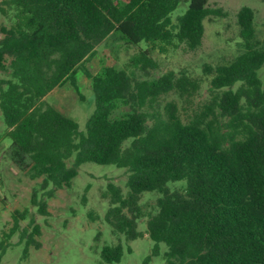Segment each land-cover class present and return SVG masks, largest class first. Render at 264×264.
Returning a JSON list of instances; mask_svg holds the SVG:
<instances>
[{"label": "trees", "instance_id": "16d2710c", "mask_svg": "<svg viewBox=\"0 0 264 264\" xmlns=\"http://www.w3.org/2000/svg\"><path fill=\"white\" fill-rule=\"evenodd\" d=\"M2 2L14 11L12 25L0 27V71L8 75L0 78V113L12 162L31 179L41 177L42 189L51 185L47 197L70 186L84 162L124 168L126 192L109 181L101 196L109 203L105 221L127 241L141 236V194L157 191L156 210L146 221L153 246L142 264L160 243L164 264H264V37L256 36L254 10L238 9L242 51L226 63L203 65L208 96L183 113L175 99L161 105L160 98L174 94L188 102L201 78L167 70L140 79L136 71L156 67V45L161 51L181 43L188 50L200 46L204 20L225 15L221 7L189 0L173 18L181 0ZM109 39L138 49L121 68L104 65L92 74L87 62ZM78 71L91 80L94 105L84 131L44 99L67 82L81 97ZM121 105L126 109L115 116ZM177 181L183 189L171 190L168 184ZM31 202L48 214L36 190ZM19 214L12 213L13 225L0 239V258ZM39 234L38 223L22 233L23 257L29 245L40 246ZM122 254L121 243L105 244L101 264Z\"/></svg>", "mask_w": 264, "mask_h": 264}, {"label": "rangeland", "instance_id": "374dc122", "mask_svg": "<svg viewBox=\"0 0 264 264\" xmlns=\"http://www.w3.org/2000/svg\"><path fill=\"white\" fill-rule=\"evenodd\" d=\"M2 1L0 0V27L8 28L13 23L14 11ZM188 1L181 0L172 12L173 18L186 10ZM208 4L221 7L226 14L204 20V34L200 46L188 50L181 43L178 46H167L165 51H161L156 45L151 50L156 67L149 68L147 73L136 71V77L140 79L157 77L167 70L185 72L201 78V87L190 101L183 102L174 94H168L160 98L161 105L167 100L175 99L181 112H190L206 100L209 77L203 75V65L226 63L242 51V39L236 18L241 6L246 5L254 10L256 36L258 39L264 37V0H208ZM2 36L0 32V38ZM140 46L145 47L146 44L141 42ZM137 49V46H127L119 40L103 41L96 46L95 54L87 62V67L92 74L98 73L104 65L121 68ZM260 72L264 79V66ZM76 76L81 97L67 82L53 88L44 99L63 114L75 119L79 129L84 131L85 122L94 107L91 80L81 71ZM0 78H8L7 73L0 71ZM125 109L121 105L115 111V116ZM10 144L11 140L6 135V125L0 113V239L13 225L12 213H21L18 215V227L10 237L0 264H101L99 253L102 246L117 243L123 246L121 259L106 264H142L153 246V241L146 233V221L156 210L159 196L157 191H145L141 194L139 203L143 214L137 220V230L141 232V236L127 241L123 235L112 233L105 221L104 215L109 203L101 196L109 181L126 192L127 171L124 168L113 164L84 162L70 186L58 188L52 196L47 197L45 192L51 185L42 189L41 177L31 179L28 172L19 169L10 158ZM168 186L171 190H182L184 182H170ZM34 190L37 200H44L47 215L39 213L38 205L32 204ZM34 223L40 225V234L35 236L40 246L36 248L29 245L28 255L23 257L25 242L21 235L25 230L29 232ZM165 249V244L160 243L159 252L152 255L145 264H164Z\"/></svg>", "mask_w": 264, "mask_h": 264}]
</instances>
